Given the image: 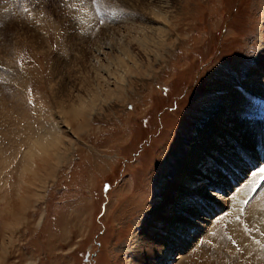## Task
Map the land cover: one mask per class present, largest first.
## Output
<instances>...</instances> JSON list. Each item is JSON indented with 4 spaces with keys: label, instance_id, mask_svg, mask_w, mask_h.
I'll return each mask as SVG.
<instances>
[{
    "label": "rangeland",
    "instance_id": "rangeland-1",
    "mask_svg": "<svg viewBox=\"0 0 264 264\" xmlns=\"http://www.w3.org/2000/svg\"><path fill=\"white\" fill-rule=\"evenodd\" d=\"M164 2L0 0V264H247L251 231L223 219L255 177L239 216L264 217V138L249 159L217 138L244 160L232 188L183 193L177 171L216 118L264 127V0ZM48 132L55 154L29 158Z\"/></svg>",
    "mask_w": 264,
    "mask_h": 264
},
{
    "label": "bare ground",
    "instance_id": "bare-ground-1",
    "mask_svg": "<svg viewBox=\"0 0 264 264\" xmlns=\"http://www.w3.org/2000/svg\"><path fill=\"white\" fill-rule=\"evenodd\" d=\"M147 1L148 2H155V0H147ZM156 3L161 9L166 8V3L164 2V0H156ZM0 15H1V13H0ZM2 17L4 18V16H2ZM157 31L159 33H162L161 30H157ZM263 53H264V51H263ZM0 75H2L1 71H0ZM0 78H2V76H0ZM4 94H6V92H4ZM0 95H2V94H0ZM3 97H5V95ZM3 109L4 108H2L0 106V110H3ZM6 112H7V110H6ZM9 113H12V111H10ZM228 122L230 124L233 123V127L232 128L227 126V125H229ZM212 126H213V129L210 132V134L208 135V137L206 136L207 134L204 135L205 137L201 134V133L204 134V132H206V131L200 132L199 133L200 135L198 134L199 138L202 141L201 148H205V150H206V148L210 149V152L207 153L205 150H202L201 151L202 152L201 153L202 157H201L200 155L197 156V154H196L197 152H200V150L198 148H194V149H198V150H195V152H193L194 155H192L191 158L188 161L183 162V164L178 167L179 168V170L177 171L178 176H180L182 179L185 178V180H186L183 183V186H182V192L183 193H188L190 191V188H188L186 185H189V184H192V183H197L198 184L199 181H201L202 184H204V185H205V183H207L209 186H214L215 183H217L216 181L220 180L218 182V184H221L223 186V188L225 187V189L230 188L231 187V181L232 180L235 181L238 178V176H237L238 174L236 175V173L233 172V171L234 170H238V171L240 170V168L238 169V167H236L237 165L235 166V164H239V166L245 167V165L243 163L244 160L241 161L242 157L238 158L237 154H239V152H241V153H243L246 156V158L249 159V154H245L246 153L245 151L250 152L254 148V143L252 142V139L256 138L258 140H262L264 138V127H257L258 125L257 126L253 125V127H249V125H248L247 128H244L242 126L239 127V126H237L235 121L230 120L229 116L226 117L225 119L216 118L214 121H212ZM55 128H57V127H55ZM210 128H212V127H209V129ZM217 138L222 139L224 144L228 148H231L233 150H239L237 152V154H236L237 156H230L231 158L235 157L231 161L226 159L223 156V153H226V151L224 152L222 147L219 148V144H218V142H216ZM58 140H59V138H58L57 132H48L45 135L41 134V136H37L35 138H32L31 141H29V143H28V151H27L26 155H28L29 158H32L35 155H37V156H45V157H47L49 155H54L56 150H57ZM230 141L233 142V145L230 143ZM251 144H252V146H251ZM243 146H245V147H243ZM263 147L264 146H262L261 148H263ZM212 152L213 153H217L219 156H223V158L227 160L226 163H228L229 167H226V169H225L222 164H218L219 169H213V166H215L216 163L213 164L212 166H210L208 164V162H207V159H206L208 157L209 158L213 157V156L211 157V153ZM262 153L264 154V151H262ZM237 159H238V161H237ZM213 160H215L214 157L212 158V161ZM220 165H222V166H220ZM220 168L226 170L227 175L230 174L231 177L230 178H228V176L224 177V175H222V173H221ZM26 171H29V170H26ZM202 171H204V172H202ZM263 177H264V175L261 178H263ZM255 182H256V177H255V179L252 178L251 180H249L247 182V184L244 182L240 186H238V188H235V189H238V192L235 193L233 191V193H231L230 196H229L230 201H231V204H230L229 207L232 208V211L230 210V213H232V214L230 216L229 215L226 216V218L223 219V220H228V218H229V221H230L229 224H228L229 226L228 225H225V226H228L229 230L232 229L231 233H235V235H233V237L237 241H240L242 239L241 236H240V232L241 231H243L244 233L247 232V229H249L248 231H251L250 235H252L254 237V240H255L254 244L257 247L255 248L254 244H251V243H250L251 244L250 246H245L244 244L240 243V245H242L241 248L246 250L245 255L242 256V257H244L246 259L247 264L248 263H251V264H264V253L262 255L260 254V250L264 249V217L261 216L260 213H259L260 212L259 211V206L257 204H255L254 211L251 210L250 213L249 212L246 213V211H245V214H244L243 217L239 216V214H241L240 210L243 209V207L239 208L241 206V204H239L240 203V199H241L240 195L244 194L246 192V189L251 188L255 184ZM171 187L172 186L169 185L167 190H173V192H175V193L172 196V198H170V197L167 198V203L171 202V204H174L175 207H176L177 204H178V200L180 199V196L179 195H175L176 193H178L177 192V188L176 187L171 188ZM258 187H259V185H258ZM165 192H166V190H165ZM193 205L194 204H192V206ZM194 207L191 209L192 212H191V210L188 211V212L182 211L183 212L182 215H187L189 217H194L195 215L192 214V213H194V211H196V210L197 211H203L199 206H198L199 208L196 206L197 208H195V209H194ZM207 208L213 210V206L207 207ZM217 208H219V207H217ZM236 216H239V218H238L239 221L238 220L235 221L236 220ZM163 219H164L163 213H162V215L160 214L159 216H157V220L158 221H161ZM185 219L186 218L181 217V222L179 221L180 223L178 225L179 226H183V228H187L188 225L190 224V222H187ZM232 219H235V220L232 221ZM223 223H224V221H223ZM223 223H221V224H223ZM241 224L244 227L243 229L241 227ZM244 230H246V231H244ZM246 236L248 237L247 234H246ZM244 238H245V236H244ZM236 240H234V242ZM174 241H176V240H174ZM142 243H144V242H142ZM236 243H238V242H236ZM147 246H148V244H147ZM243 252L244 251H242V253Z\"/></svg>",
    "mask_w": 264,
    "mask_h": 264
}]
</instances>
